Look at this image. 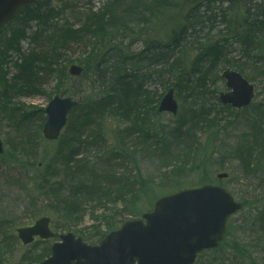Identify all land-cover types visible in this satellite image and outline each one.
Returning <instances> with one entry per match:
<instances>
[{
	"label": "rangeland",
	"instance_id": "374dc122",
	"mask_svg": "<svg viewBox=\"0 0 264 264\" xmlns=\"http://www.w3.org/2000/svg\"><path fill=\"white\" fill-rule=\"evenodd\" d=\"M107 2L125 8L131 0H49L62 12L56 26L49 24L50 31H44L49 26L33 22L26 35L18 37L19 52L0 47V75L5 73L6 79L0 81L22 87L21 93L9 89L10 112L4 111L0 98V139L5 146L0 157V264H41L50 256L52 244L68 232L96 245L124 222L151 211L157 198L206 183L224 186L243 207L229 218L220 249L201 253L195 264H264V53L258 48L246 53L241 44L245 22L264 19V0L233 4L173 0L175 7L164 16L135 26L132 32L117 31L105 46L117 45L125 55L142 57L152 52V44L154 51L159 45L167 50L171 35L190 11L202 16L191 21L181 41L183 48L172 46L189 71L184 80L176 84V72L143 59L130 63L128 70L143 78L144 84L133 86L134 103L103 111L101 124L93 117L83 119L84 100L91 93L100 98L103 89L90 67L87 79L62 76L71 63L83 65L85 71V63L94 65V44H72L42 75L38 91L24 93L28 85L18 78L22 61L41 44L32 37L57 34L54 28L64 20L79 29L86 16L98 14ZM90 35L88 31L86 39L95 41ZM261 35L254 32L251 37L255 41ZM16 37L9 40L17 43ZM216 43L218 48L206 50ZM230 67L256 88L253 103L240 110L220 100V93L228 91L221 74ZM170 90L177 111L158 114L160 100ZM56 95L79 103L70 111L61 137L49 141L42 133L45 108ZM72 135L81 138L74 141L72 153L65 152L60 142ZM218 173L228 177L219 179ZM74 190L77 195H72ZM42 216L51 218L56 236L23 244L17 228L30 226Z\"/></svg>",
	"mask_w": 264,
	"mask_h": 264
},
{
	"label": "water",
	"instance_id": "95a60500",
	"mask_svg": "<svg viewBox=\"0 0 264 264\" xmlns=\"http://www.w3.org/2000/svg\"><path fill=\"white\" fill-rule=\"evenodd\" d=\"M35 0H0V27L12 19L20 7ZM71 75L80 76L83 68L72 64ZM232 91L221 93L220 99L238 108L251 103L254 86L234 70L223 73ZM77 105L72 97L55 96L46 108L43 128L49 140L59 138L66 126L70 110ZM173 90L162 100L158 112L176 113ZM4 152L0 139V154ZM225 175H222L223 177ZM243 207L221 186L204 185L186 189L158 199L154 209L143 220H131L112 231L97 246L85 244L81 238L67 233L62 242L53 245L52 255L42 264H194L197 254L218 246L228 218ZM50 218L42 217L33 226L18 228L19 238L29 244L35 236L50 238Z\"/></svg>",
	"mask_w": 264,
	"mask_h": 264
},
{
	"label": "trees",
	"instance_id": "16d2710c",
	"mask_svg": "<svg viewBox=\"0 0 264 264\" xmlns=\"http://www.w3.org/2000/svg\"><path fill=\"white\" fill-rule=\"evenodd\" d=\"M208 1L212 2L217 0ZM67 4L71 7L70 3ZM175 5L176 3H173V0H131V2L123 8L119 6L118 2H107V5L99 10L98 14H92L89 17L86 16V20L81 26L82 28H74L68 20H64L63 24H59L57 28H54L58 31L57 34H46L44 36L45 38H40L43 36L42 34L32 37L34 41H37L38 44L41 42V44L37 46L38 48H36L28 58L22 61L24 63V72L22 71L21 76H18V78L25 81L28 85L27 90H24L23 92L28 93V91H38L37 86H42L43 83L42 75L47 74L49 72L48 69L52 70L55 61L62 55V52L65 49L68 50L72 44L81 43L90 45L94 44L97 47V54L95 55L96 61H94V65L91 66H89L88 63H85V68L87 67V70L84 71L82 78L87 79L89 77L88 68L90 67V71L96 78L95 81L101 82L103 86L100 98H95V95L91 93L84 100L85 105L82 107V112L85 121L91 120L93 117L95 118L94 121L99 120V124H101L103 121V119H101V113L103 111L117 106H124V104L127 105L129 103H134L135 91L133 86L137 84L142 86L144 84L143 81L145 80L140 78L136 73L128 70V65L132 62L138 64L143 59V62L147 61L146 64L151 63L167 67L169 68V71L176 72L178 78L176 84L180 83L184 80V77L189 74V71H187L183 59L180 56L175 57V51L173 49L178 47L183 48L184 45L181 41L185 37L191 21L199 18L201 20L202 16L199 14L195 15V12L190 14V11L188 15L184 17L185 23L181 24L180 27L173 32L171 35V41L166 46L167 50L164 46L159 45V50L154 51L152 44L149 46L152 52H149L142 57L141 54L134 57L125 55L122 48L117 45L105 46L107 43L112 42V37L117 31L122 30L126 33L132 32L135 26L137 27L140 24L145 26V24L152 21L154 17L156 19L164 16L167 10H172ZM61 13V11L55 10L51 4H49V0H38L35 3L21 7L15 17L11 19L5 27L0 28V47H8V49H13L19 52L21 47L18 37L25 36L27 29L33 22H38L39 24L46 26H49V24L56 26L57 16H60ZM222 14L224 18L226 13L223 12ZM245 23L247 24V28H244L241 43L246 53L250 52L252 49L255 50L256 48H258L259 53L260 51L261 54L264 53L262 51L264 49V19L253 23H247L246 21ZM50 26L43 30L50 31ZM88 31L89 35L91 34L90 36L96 37L95 41L92 42L86 39L87 37L85 36L88 34ZM252 31L253 33L262 32L261 38L254 41L251 37L253 34ZM12 36H17L15 39L17 43H12L11 40H9ZM218 44L219 43H216L214 47L207 46L206 50L210 52V50L218 48ZM172 46H174V48H172ZM216 54L217 53H215V55ZM172 58H174L173 62H171ZM255 58L257 59L258 56H255ZM226 61L230 60L226 59ZM70 62H72V60ZM146 64L142 63V66H145ZM0 70H3L1 66ZM159 72L161 74L164 73L163 70H159ZM62 73L64 78L74 80V78L68 75L67 70H63ZM0 78L5 79V73H2ZM10 88L18 91L17 93L22 92L21 86L13 88L7 81H0V98L3 99L1 104L6 112H10L12 109L8 107L9 103L12 102L8 95V93H10ZM16 108L18 107L16 106ZM75 132H78V129H75ZM80 138V135H72L70 139L60 142L59 148L63 151L68 149L67 152L72 153L74 149V141H77ZM139 182L142 183L143 186L146 185L145 180H143L142 177H140ZM72 195H77V192L74 190ZM76 204L77 201H74V203L68 201V205L75 206ZM131 214L135 215L136 212ZM224 243L225 240H223L219 247L213 250V252L220 249Z\"/></svg>",
	"mask_w": 264,
	"mask_h": 264
}]
</instances>
